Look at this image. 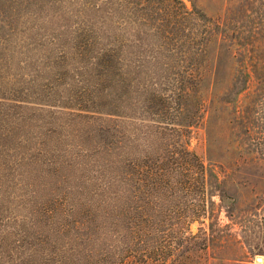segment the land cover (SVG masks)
<instances>
[{
	"label": "rangeland",
	"instance_id": "obj_1",
	"mask_svg": "<svg viewBox=\"0 0 264 264\" xmlns=\"http://www.w3.org/2000/svg\"><path fill=\"white\" fill-rule=\"evenodd\" d=\"M0 264H264V0H0Z\"/></svg>",
	"mask_w": 264,
	"mask_h": 264
},
{
	"label": "trees",
	"instance_id": "obj_2",
	"mask_svg": "<svg viewBox=\"0 0 264 264\" xmlns=\"http://www.w3.org/2000/svg\"><path fill=\"white\" fill-rule=\"evenodd\" d=\"M182 153L183 155H191L194 157V164H191L190 161L186 163V166L184 168L185 171H190L189 168H191L192 166V169L193 170V175H196V181H197V184H198V189H203V178H204V167H203V164L199 161V159L197 158V156L193 153H190L188 151H186L185 149L182 150ZM185 189L187 188H190L189 186H185L184 187ZM135 235H137L136 233H134ZM163 236H160L159 237V241L156 240V243L153 247H150L149 249H145L144 252L145 253H155V252H159L160 249H161V240Z\"/></svg>",
	"mask_w": 264,
	"mask_h": 264
}]
</instances>
